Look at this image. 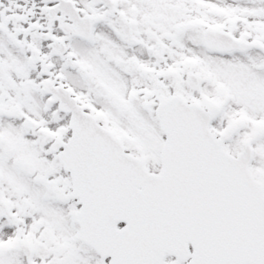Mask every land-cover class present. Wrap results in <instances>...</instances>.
<instances>
[{"label": "snow or ice", "instance_id": "6c2138e0", "mask_svg": "<svg viewBox=\"0 0 264 264\" xmlns=\"http://www.w3.org/2000/svg\"><path fill=\"white\" fill-rule=\"evenodd\" d=\"M0 264H264V0H0Z\"/></svg>", "mask_w": 264, "mask_h": 264}]
</instances>
